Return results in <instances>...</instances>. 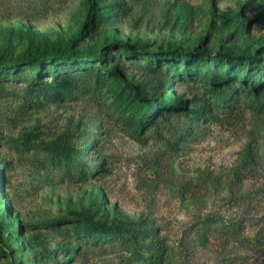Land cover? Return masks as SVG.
<instances>
[{
    "label": "rangeland",
    "instance_id": "1",
    "mask_svg": "<svg viewBox=\"0 0 264 264\" xmlns=\"http://www.w3.org/2000/svg\"><path fill=\"white\" fill-rule=\"evenodd\" d=\"M71 49L108 54L94 64L109 83L54 99L14 77L34 64L0 69V231L17 249L0 264H264V85L254 94L237 74L214 90L189 72L200 55L264 53V0H0V59ZM52 63L40 76L54 93ZM118 79L185 107L140 130ZM55 147L71 151L62 165ZM86 221L141 235L78 241Z\"/></svg>",
    "mask_w": 264,
    "mask_h": 264
},
{
    "label": "trees",
    "instance_id": "2",
    "mask_svg": "<svg viewBox=\"0 0 264 264\" xmlns=\"http://www.w3.org/2000/svg\"><path fill=\"white\" fill-rule=\"evenodd\" d=\"M94 20L103 22V16L95 14ZM248 22L245 23V26ZM77 42V38L74 39ZM74 49V48H72ZM55 50L52 53H44L40 55H31L22 59H0V69H20L30 64H34L36 72L35 74L28 73V70L23 68L18 70L14 77L18 79H26L31 90H40L45 96L51 95V98H64L74 97L77 94L86 93L92 89H102L107 85L108 75L103 70L96 68L94 62H102L103 60H109V55L101 53L99 55L89 56L86 54L76 53L73 50ZM124 51L131 59L133 63L141 62L142 65L150 67L151 71H157L159 73H166V75L181 76L182 64L173 61H166L158 67H154V64L147 63V60L139 57L132 56L134 53L130 49L124 48ZM186 54V53H185ZM209 54L200 55V58L194 60L189 66V72H192L193 67L197 66L207 71V79L212 84L214 90H221L228 86L235 75H239V81L250 92L257 94V91L264 85V53L255 56L248 55H235L232 57H225L223 60L217 58H209ZM55 62V63H52ZM55 64V69L52 73L55 76V92L53 93L48 84L43 83L41 75V69L47 64ZM121 62L118 60V65ZM193 68V69H192ZM230 68V69H228ZM26 72V73H25ZM11 72H4L2 77H8ZM123 78V76H121ZM125 79V78H124ZM120 83H125L120 91V95L117 97L118 102L124 101L125 98L130 100L131 104H135L141 112V115L133 116L134 121L138 125V129L142 130L150 123L154 122L157 116L164 111H173L183 109L184 102L180 100L171 99L170 101L145 99L142 95L141 84H128L126 81L118 79ZM126 80V79H125ZM94 81L96 83L94 84ZM120 83H117L115 90H118ZM3 95L5 92H0ZM57 149V150H55ZM54 153L51 155V161L62 165L63 158L65 160L70 159L71 151L63 147H55ZM75 162L70 160L69 167H74ZM0 224L2 221L0 220ZM1 226V225H0ZM239 226H233V231L238 233ZM79 240L93 238L97 241L118 239L125 243H133L137 240L141 233L134 228L125 227H103L95 223L86 221L82 226L74 228ZM16 245L12 238H7L0 231V253L9 256L12 252L16 251Z\"/></svg>",
    "mask_w": 264,
    "mask_h": 264
}]
</instances>
